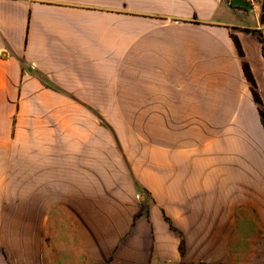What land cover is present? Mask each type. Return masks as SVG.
<instances>
[{
  "label": "crops",
  "instance_id": "0c3cea01",
  "mask_svg": "<svg viewBox=\"0 0 264 264\" xmlns=\"http://www.w3.org/2000/svg\"><path fill=\"white\" fill-rule=\"evenodd\" d=\"M261 14L0 0V264H178L194 223L206 264H264ZM114 96L137 150L96 120Z\"/></svg>",
  "mask_w": 264,
  "mask_h": 264
},
{
  "label": "rangeland",
  "instance_id": "374dc122",
  "mask_svg": "<svg viewBox=\"0 0 264 264\" xmlns=\"http://www.w3.org/2000/svg\"><path fill=\"white\" fill-rule=\"evenodd\" d=\"M260 2L263 4L264 0H260ZM107 108L104 110L97 111V122H111L113 124V134L114 135H119L120 137L124 138L128 144L129 147L138 149L142 147L141 144H139L135 136L136 131H134L131 128V125L128 124V122H140L139 116H137V112H123L121 110L116 109V103H115V96L113 97V102L112 103H107L106 104ZM129 116H128V114ZM131 120H130V119ZM148 128H151L148 126ZM117 133V134H116ZM200 203V198L199 194L197 195L196 198V203L195 206L198 207ZM197 211V209L195 210ZM198 220V219H197ZM182 227H187L189 230V240L187 241V247H185L184 243L181 244V253H182V260L178 264H206V260L202 259V254H201V247H200V225L199 224H192L190 226H182ZM237 257L236 264H238L239 260V251L235 253ZM229 259L232 260V252L229 253ZM211 262V261H210ZM215 264H235L232 263V261L226 262L224 257L222 256V260L220 262H213Z\"/></svg>",
  "mask_w": 264,
  "mask_h": 264
},
{
  "label": "trees",
  "instance_id": "16d2710c",
  "mask_svg": "<svg viewBox=\"0 0 264 264\" xmlns=\"http://www.w3.org/2000/svg\"><path fill=\"white\" fill-rule=\"evenodd\" d=\"M261 21L264 22V3L262 4ZM234 40H235L236 46L238 47L240 53H242V49H241L239 40L236 37H234ZM244 71H245V74H246V77H247L248 81L252 84V91H253L255 100L258 103H261V99H260V97H259V95H258V93L256 92V89H255L256 88V82H255L254 77H253V75H252V73H251V71H250V69H249L247 64H244ZM260 114L262 116L263 125H264V112L262 110H260Z\"/></svg>",
  "mask_w": 264,
  "mask_h": 264
},
{
  "label": "water",
  "instance_id": "95a60500",
  "mask_svg": "<svg viewBox=\"0 0 264 264\" xmlns=\"http://www.w3.org/2000/svg\"><path fill=\"white\" fill-rule=\"evenodd\" d=\"M232 3L236 6L242 7L244 9L250 10L253 8V4L248 0H232Z\"/></svg>",
  "mask_w": 264,
  "mask_h": 264
},
{
  "label": "built area",
  "instance_id": "2783aa9c",
  "mask_svg": "<svg viewBox=\"0 0 264 264\" xmlns=\"http://www.w3.org/2000/svg\"><path fill=\"white\" fill-rule=\"evenodd\" d=\"M248 1L251 2V3L253 4V1H254V0H248Z\"/></svg>",
  "mask_w": 264,
  "mask_h": 264
}]
</instances>
